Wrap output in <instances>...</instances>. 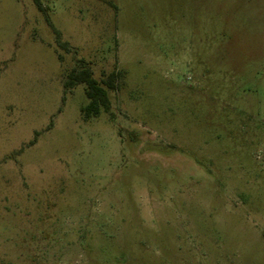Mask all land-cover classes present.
Masks as SVG:
<instances>
[{"label": "rangeland", "instance_id": "rangeland-1", "mask_svg": "<svg viewBox=\"0 0 264 264\" xmlns=\"http://www.w3.org/2000/svg\"><path fill=\"white\" fill-rule=\"evenodd\" d=\"M39 1L0 0V264H264V0Z\"/></svg>", "mask_w": 264, "mask_h": 264}, {"label": "trees", "instance_id": "trees-1", "mask_svg": "<svg viewBox=\"0 0 264 264\" xmlns=\"http://www.w3.org/2000/svg\"><path fill=\"white\" fill-rule=\"evenodd\" d=\"M35 6L43 11L39 0H32ZM46 21L53 29L55 34V40L59 47L67 49V44L60 39V33L53 28L46 15ZM118 72L111 71L105 78L97 80L93 77L91 69L85 64L82 59L77 60V65L72 68L66 75L65 82L63 84L64 89H70L74 85L83 83L85 85V96L88 99L87 104L81 108L82 116L84 119H88L91 116H97L100 110L109 112L110 101L107 91L114 90L116 88V77Z\"/></svg>", "mask_w": 264, "mask_h": 264}]
</instances>
